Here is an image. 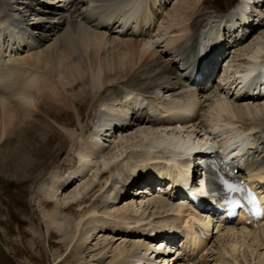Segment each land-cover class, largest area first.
<instances>
[{
    "label": "bare ground",
    "instance_id": "6f19581e",
    "mask_svg": "<svg viewBox=\"0 0 264 264\" xmlns=\"http://www.w3.org/2000/svg\"><path fill=\"white\" fill-rule=\"evenodd\" d=\"M43 1L55 5H44L38 0H0V26L8 29L12 23L25 28L33 24V37L27 33L19 37L16 45L4 40L0 47V158L15 159L23 166L32 150L39 147L51 120L54 124L51 129L57 125L76 146L74 141L83 139L78 135L84 122L80 111L82 103L90 101L92 105L110 88L125 87L121 109H115L117 102H112L110 97L98 103L90 139L87 144L83 140L84 143L77 146V167L64 175L60 186L56 179L58 174L56 178L47 176L49 189L66 191L86 177L87 172L95 171V179H90L86 189H76L69 195L74 199L73 204L56 205L52 212H46L47 226L59 231V244L69 250L64 261L72 257L75 264H82L80 260L86 259L102 264L112 253L108 264H160L161 260L162 264H175L170 262L173 256L178 255V259L183 251L187 255L186 264H204V259H200L206 257L210 237L216 234L218 238L224 235V242L228 243L220 246V251L218 247L217 253L230 257L232 264H241L240 257H236L241 251V241L257 243L253 244L252 251L258 254L256 263L264 264V257L259 253L264 250V220L255 227L246 224L245 215L241 214L238 223H225L224 227L219 218L214 219L215 214L202 213L185 205L188 203L184 197L180 198L181 191L175 186L186 172L169 151L189 143L193 151L186 150L182 154L176 150L177 158L222 145L225 153L236 146L238 137L249 136L250 142L244 147L245 157H252L254 161H245L244 157L240 162L256 175L253 181L261 182L252 184L253 187L263 185L264 189V94L260 92L261 82H250L259 68L264 71V0H241L237 9L206 22L198 17L206 5L205 0H145L146 19H142L143 24L135 25L129 23L131 16L128 22L124 21V16L133 3L141 0ZM170 1L173 7L167 10ZM252 18L258 23L250 27L242 24H250ZM231 21L225 35L216 32L219 28L223 30V23L227 25ZM258 33L260 35L255 37ZM207 37L210 42L218 43L215 51L221 50L219 57L229 58L221 72L230 73L222 80V86H216L214 99L208 96L207 83V87L197 83L191 86L192 78L179 87L172 86L170 81L150 89L133 86L139 71L142 69L141 76H144L143 68L157 55L164 56L171 51L179 58L181 55L186 58V53L198 45L199 38ZM227 39L233 52H225L223 41ZM190 58L195 60L193 52ZM172 61L169 64H174ZM165 66H159L163 73ZM69 108L77 114L78 127L59 124L60 114ZM82 128L81 131L85 130ZM132 130L136 132L134 139L129 138L130 144L118 150L108 145L113 139L128 138L126 134ZM216 132H220V136L212 135ZM13 135L19 143L17 147L14 144L15 148H11ZM241 164L238 168H242ZM192 165L190 173L196 179L192 183L189 177L181 184V189L190 197L204 195L203 173L194 167V162ZM184 185H192V191L188 193ZM105 194L106 199L113 200L112 206L123 204L126 210L135 207L134 214H112L115 217L112 222L121 228L117 230L112 226L116 233L133 239L131 242L125 239L115 249L112 244L118 234H112L104 225L106 217L112 218L106 212L112 207H108L106 200L100 209L95 202L96 195ZM141 194L145 197H139ZM148 195L153 199L146 202ZM131 200H139V203L133 205ZM43 205L53 206L46 200ZM77 206L78 213H65ZM124 208H120L122 213ZM110 221L107 218V222ZM108 232L109 237H104ZM98 235H103V239L95 241ZM164 236L173 237L166 240ZM179 236L183 237L180 247L176 243ZM91 249L94 252L89 253Z\"/></svg>",
    "mask_w": 264,
    "mask_h": 264
},
{
    "label": "rangeland",
    "instance_id": "374dc122",
    "mask_svg": "<svg viewBox=\"0 0 264 264\" xmlns=\"http://www.w3.org/2000/svg\"><path fill=\"white\" fill-rule=\"evenodd\" d=\"M205 1H207L205 3L206 4L205 7L202 8L201 12L198 14L199 20L202 22L211 20L213 19V17H218L219 15L223 16L224 14L223 12H226L228 9H230L233 6H236V4L238 3V0H205ZM170 3L171 1L168 2L169 6H167L166 8L168 10H170V8L173 7V3L172 4ZM208 17L211 18L209 19ZM259 33L255 37L259 36L260 35ZM161 50L163 49L161 48ZM170 60H174V61L178 60L177 55H173L171 51H169L167 55L164 54V56L157 55L155 58L151 60V62H148L146 67L143 68V71L145 70L143 74L144 76H141L142 69L139 71L141 74L139 73L138 79L133 81L134 82L133 86H137L138 88L150 89L155 86L158 87L165 81H171V80L176 81L179 75H175V77H169V78H167V76L164 77L162 68L161 67L159 68L161 64H163L164 66L166 65L164 67L165 69L170 68V66L167 67L168 66L167 64H169ZM153 69L154 71H152ZM173 70H175V68H173ZM123 86L118 85L113 88H110L109 92L106 91L102 95H100L101 97H98L99 99H97L98 102L97 100H95V102L92 105L91 103H89L90 101L86 102L85 104L82 103V106L80 107V111H81L82 119H84L83 122L84 126L82 125L83 128L82 127L81 128L85 130H82L83 131L82 132L80 128L78 135L83 139H80V137L78 136L81 142L76 138L77 140L74 141L76 143V146L75 144L73 145L71 143V140L69 138L65 137L63 133H61L58 130L57 125H55L57 129L56 128H54V130L51 129V127L54 126L51 120L49 122L50 128H46L47 132L45 131L46 134L41 137L40 143L38 145L39 147L38 148L35 147V149L32 150L31 155H29L28 157L29 160L27 161V163L23 164V166L17 164L15 159H13L12 161V159L11 160L10 158L7 159V157L3 159L0 158V264H59L61 262H62L61 264H75L74 262L75 260L72 257L64 261V259L67 257L69 253V250H65L64 247H62L59 244L61 239L59 238L60 236L59 231L54 226L51 227L47 226L48 220L46 218V214L48 212H52L56 205H58L59 207H65L70 203L73 204L74 199L73 198L70 199L69 195L72 194L74 191H76V189L77 190L80 188L82 189L83 187L84 189H86L90 184L89 183L90 179L91 180L95 179V175L93 174L95 173V171L91 170L93 172L90 171L87 172L88 174L86 173L87 175L86 177H88V179L84 176L83 178H81V180H78L77 185H75L74 187L72 186L73 188L72 187L68 188V190L66 191L55 192V190L54 191L51 190L53 188L49 189L48 186L50 185V183L47 182V176L53 175V177L56 178L57 177L56 175L58 174L59 177H57L56 179H58V183L60 186V184H62V182L65 179L64 175H67L70 171L74 170L73 168L76 165L75 155L78 154V153L76 154V152H78L77 146L84 143L83 140H85L86 143L87 139H90L91 130H94V117H96L95 111L98 103L102 99L110 97L112 102H117L115 109L116 110L121 109L120 103L121 101H123L122 93L125 91V87ZM214 90L215 89H212L208 94L209 98L211 99H214L215 96V94H213ZM201 113L203 114L204 112ZM200 118H203V115H201ZM58 121L59 124L62 126H66L67 124H70L72 126L78 127L77 114L75 111L71 110V108H69L68 111L67 110L63 111L60 114ZM135 132L136 130H132L130 133H127L126 135H129L128 138H118L116 140L113 139L112 142L108 145L112 144V147H115V149L118 150V148H121L122 145L126 146L127 144H130L132 142L131 140H129V138L134 139ZM13 136H12L13 139H11L12 143L10 142L12 145L11 148H15V146L17 147L19 144L17 143L18 139L16 138V136L15 135ZM73 148H75L76 150ZM67 164L70 165L71 167L70 166L66 167L68 166ZM89 176H91V178ZM82 179L83 180L86 179V181L85 180L83 181ZM56 182L57 180L55 181V183ZM44 183H46L45 184L46 186L44 185ZM97 183L99 184V181L97 182L96 180V185H98ZM84 189L82 190V192L84 191ZM105 196L107 197V194L96 195L95 197L97 198L96 199L97 201L95 202L97 203L100 209H102L101 204L104 201L106 200L109 201L108 198L106 199ZM139 197H145V194H141ZM147 197L148 200L146 199L145 200L146 202L150 201L152 198L149 195L146 196V198ZM45 200L52 202L53 206L45 207L43 205V202ZM138 201L139 200L136 201L131 200L129 202H132L133 205H137ZM112 203L113 200L110 199L108 207ZM111 207H109L111 208L109 209L110 211H108L107 209L106 212L110 216H112V218L106 217V219H104L105 220L104 225L107 226L106 229L108 231H111L112 234L114 235L118 234V236H116V240H114L115 242L113 241L112 244L113 249H115L118 246H121L125 241V239L127 240V242L128 241L131 242L133 239L132 237H123L124 234L119 235L120 233H116V231L120 230L121 228H119V225H117L115 222H112L113 220L115 221L113 217L117 213H121L122 215H125V212L126 214L127 212L131 213L133 210H135L134 209L135 207L131 206L130 208L131 211L128 210V208L126 210L124 208L126 206L123 204H118L115 206L111 205ZM78 208H79L78 206L73 207L72 209L67 210L65 213L67 215H73L75 213H78V211H80V208L79 209ZM120 208L121 209L124 208L125 210L123 212L124 214L121 212ZM132 213L134 214V212ZM107 218L108 221L112 219L110 221L112 222L111 224L110 222L109 223L107 222ZM112 226H114L117 230H115ZM109 235L110 234L108 232V235L106 233L104 237L106 236L109 237ZM102 236L103 235L100 236L98 235L97 237H94V240L95 241L102 240L103 239ZM119 236L121 239L119 238ZM219 238L218 236H216L209 244L210 249L206 252L207 253V255L205 254L206 257L200 259V260L204 259L202 263L232 264L230 257L229 259L227 257L224 258L225 256L220 254L221 252L217 253L218 250L220 251V246L222 245L225 246L228 244L227 242H224L225 241L224 235L220 236ZM95 241L92 243V246L95 244ZM219 243L222 244L219 245ZM244 243H246L247 247L244 246L245 245ZM249 243L251 245H248ZM240 244H241L240 245L241 251H238L236 254L237 258L240 257L239 258L240 263L257 264L259 261L258 254H255L252 251L253 244L256 245L257 243L254 242L247 243L241 241ZM242 247L243 250L241 249ZM217 248L218 250H216ZM91 251L93 250L92 249L89 250V253H92ZM262 251H259V253L262 254V256L264 257V250ZM111 254L112 253H110V255H107L106 258H104V262L102 264L109 263L110 261L109 257L111 256ZM181 254L182 255L179 257L180 260L178 261L177 264H186L185 260L187 258L185 257V252L181 251ZM217 254L220 255L218 256ZM252 254L254 255L252 256ZM87 255L88 254H86V256ZM254 256H256L258 259ZM86 260L85 261L80 260L79 263L98 264V261H96V259L94 260L96 262L93 263L90 262L89 259ZM160 264H162V260Z\"/></svg>",
    "mask_w": 264,
    "mask_h": 264
}]
</instances>
